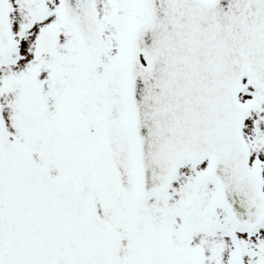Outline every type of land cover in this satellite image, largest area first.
<instances>
[{"label": "snow or ice", "instance_id": "obj_1", "mask_svg": "<svg viewBox=\"0 0 264 264\" xmlns=\"http://www.w3.org/2000/svg\"><path fill=\"white\" fill-rule=\"evenodd\" d=\"M0 264H264V0H0Z\"/></svg>", "mask_w": 264, "mask_h": 264}]
</instances>
